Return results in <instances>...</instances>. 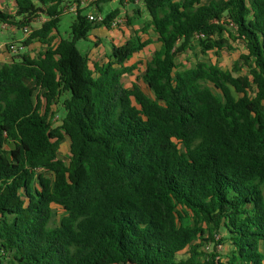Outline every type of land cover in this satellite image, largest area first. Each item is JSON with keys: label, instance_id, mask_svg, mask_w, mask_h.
I'll return each mask as SVG.
<instances>
[{"label": "trees", "instance_id": "trees-1", "mask_svg": "<svg viewBox=\"0 0 264 264\" xmlns=\"http://www.w3.org/2000/svg\"><path fill=\"white\" fill-rule=\"evenodd\" d=\"M5 1L15 13L0 8L1 24L47 20L22 42L42 53L0 65V264H264V0H139L151 18L142 33L160 44L143 74L153 97L123 83L151 40L92 68L77 46L96 24L83 9L71 39L54 43L77 0ZM224 32L245 43L249 75L177 64L194 47L234 50ZM222 234L228 257L206 254Z\"/></svg>", "mask_w": 264, "mask_h": 264}, {"label": "rangeland", "instance_id": "rangeland-1", "mask_svg": "<svg viewBox=\"0 0 264 264\" xmlns=\"http://www.w3.org/2000/svg\"><path fill=\"white\" fill-rule=\"evenodd\" d=\"M1 6V5H0ZM11 4L9 2H2L3 9L10 13ZM84 10V14L88 13V10ZM118 10L119 15L116 18L126 20V23H122L119 28H112L106 26L103 23H97L93 27V31L90 32L89 38L87 40H81L77 43V46L83 55H87L93 63L107 64L110 62L114 46H122L127 43L128 40L132 39L137 41L141 38L143 41L151 40L152 44L147 46L142 52L135 54L132 60L126 63V66L133 68V72L129 75H125L123 78V83L126 87L132 88L133 85H138L148 96L153 97L152 92L148 89L147 85L143 81V74L146 71V64L151 60L153 54L160 48V44L157 41V37L154 33L150 35H143L142 28L145 23L150 20L149 13L145 9L142 3H132L130 0H106L103 3L100 10H97L104 18L110 13ZM95 12V10H93ZM64 16L61 19L59 26V35L62 39H71L72 35V25L76 21V14L72 13L69 8L66 7L64 11ZM129 19H132L131 25L128 24ZM44 17L37 19L30 27L35 31L39 29L45 23ZM3 24L0 23V45L7 44H20L25 42L26 38L23 34V30L10 24H6V28H3ZM230 31H234V27H227ZM118 29V30H117ZM117 30V31H114ZM95 31V32H94ZM90 36L98 37L96 43L90 40ZM223 39L230 42L234 50L224 49L223 51H211L207 56L200 52V49L194 47L192 50H187V52L181 53L178 56L177 64L183 68H190L195 66L199 62H206L209 64H216L224 71H231L235 77L249 75V69L244 65L242 59L243 55L247 54L246 46L243 41L232 42L229 35L224 32ZM39 43L33 42L29 47H27L22 54L31 49L34 55L38 54ZM23 45V44H22ZM21 54V55H22ZM19 55H16L18 59ZM3 65V63H0ZM240 69V70H238ZM29 86L34 84L28 81ZM215 93H218L214 88H212ZM39 92V91H38ZM37 92V93H38ZM219 94V93H218ZM236 95V93H235ZM41 96V95H40ZM68 97L64 95L61 97V101L57 106H55L54 112L57 113L58 120L54 123V127H59L62 125V121L65 118V110L63 107V101ZM45 108V101L43 99L42 109ZM12 146L9 144L6 149H11ZM59 158L63 160L66 164L70 162V141L65 138L61 145L59 151ZM48 177H51L50 173H46ZM57 213V222L63 217V210L59 207H54ZM224 235H219L216 239L217 243H209V249H203L206 254L217 253L221 255L222 259H226L231 251V246L227 242H220L221 237ZM187 258V254H182L180 258Z\"/></svg>", "mask_w": 264, "mask_h": 264}, {"label": "built area", "instance_id": "built-area-1", "mask_svg": "<svg viewBox=\"0 0 264 264\" xmlns=\"http://www.w3.org/2000/svg\"><path fill=\"white\" fill-rule=\"evenodd\" d=\"M100 0H77L76 3H74L69 10H71L72 13H75L77 14L78 13V10L80 9H86V8H89L91 6H96V4L99 2ZM138 2V1H137ZM96 10L95 12H91V13H88L87 14V18L88 20L91 22V23H103L105 18L99 14L97 12L98 8L95 7ZM122 23H126V20H122V19H119V18H115L113 20L110 21L109 23V26L112 27V28H119ZM3 28H6V25L3 24ZM23 30V34L26 38L30 37L33 33V31L31 30V28L29 26H25L22 28ZM5 51H7L8 53H10L11 55H21L22 52L26 49V47L24 45H22V43L20 44H7L5 47H4ZM58 116L54 117L52 119V123H53V126H54V123L58 120ZM219 236V235H218ZM216 236V239L217 237ZM205 249H209V245H207L205 247Z\"/></svg>", "mask_w": 264, "mask_h": 264}, {"label": "crops", "instance_id": "crops-1", "mask_svg": "<svg viewBox=\"0 0 264 264\" xmlns=\"http://www.w3.org/2000/svg\"><path fill=\"white\" fill-rule=\"evenodd\" d=\"M71 1H74L75 2V0H71ZM2 2H7V1H5V0H3ZM2 2L0 3V8L2 9V10H4L3 9V7H2ZM9 2V1H8ZM73 2V3H74ZM100 2V1H99ZM138 2L139 3H142L141 1H139L138 0ZM138 2H136V3H138ZM9 4H11V12L10 13H15V5H14V3L13 2H9ZM143 4V3H142ZM73 5V4H72ZM102 5H103V3H101L99 6H98V3L96 4V6H91V7H89V8H86L85 10H88V13H91V12H93V10H96V8L95 7H97L98 8V10H99V8H101L102 7ZM5 11V10H4ZM88 13H86L85 15H87ZM44 19L45 20H47L46 19V17H44ZM62 19V18H61ZM132 20V19H131ZM150 20H151V18H150ZM149 20V21H150ZM148 21V22H149ZM35 22V21H34ZM33 22V23H34ZM147 22V23H148ZM61 23V22H60ZM146 24V23H145ZM6 25V24H5ZM60 26V25H59ZM30 27V26H29ZM42 27V26H41ZM40 27V28H41ZM31 28V27H30ZM39 28V29H40ZM31 30L34 32V30L31 28ZM38 30V29H37ZM118 30V29H117ZM117 30H114V31H117ZM93 31V30H92ZM95 32V31H94ZM151 33H154L153 32V30H150L149 32H148V34H145V35H150ZM143 35H144V33H143ZM53 36L55 37V40H54V43H57L60 39H61V37H60V35H59V33H54L53 34ZM156 36V35H155ZM29 38V37H28ZM89 38V37H88ZM96 39H98V37H95V36H90V40L93 42V43H96ZM131 40V39H130ZM129 41V40H128ZM127 41V42H128ZM39 43V42H38ZM33 44V43H32ZM5 45V44H4ZM4 45H0V63H3V64H10V63H12L13 62V60L16 58V56L15 55H11L10 53H8L7 51H5V49L3 48V46ZM39 45V51H38V54L37 55H34L33 53H32V51H30L31 49L29 48V51H27L32 57H36V56H38L40 53H42L44 50H45V46L44 45H42L41 43H39L38 44ZM29 47V46H28ZM114 47H117V46H114ZM27 48V47H26ZM95 63H93V65H94ZM90 65H91V67H92V62H91V60H90ZM93 68V67H92Z\"/></svg>", "mask_w": 264, "mask_h": 264}]
</instances>
